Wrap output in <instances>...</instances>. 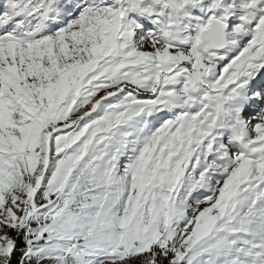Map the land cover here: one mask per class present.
I'll return each instance as SVG.
<instances>
[{
	"label": "snow or ice",
	"instance_id": "snow-or-ice-1",
	"mask_svg": "<svg viewBox=\"0 0 264 264\" xmlns=\"http://www.w3.org/2000/svg\"><path fill=\"white\" fill-rule=\"evenodd\" d=\"M0 264H264V0H0Z\"/></svg>",
	"mask_w": 264,
	"mask_h": 264
}]
</instances>
